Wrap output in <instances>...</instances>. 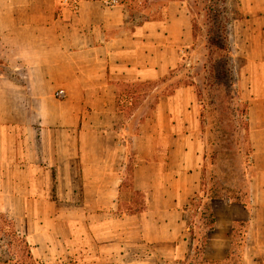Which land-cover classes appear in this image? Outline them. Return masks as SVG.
Segmentation results:
<instances>
[{"label":"crops","instance_id":"1","mask_svg":"<svg viewBox=\"0 0 264 264\" xmlns=\"http://www.w3.org/2000/svg\"><path fill=\"white\" fill-rule=\"evenodd\" d=\"M186 1L148 14L141 0H0V213L35 264H183L205 235L206 264L233 258L240 235L243 263L264 264V43L241 47L245 199L206 190L190 86L135 102L194 45Z\"/></svg>","mask_w":264,"mask_h":264},{"label":"rangeland","instance_id":"2","mask_svg":"<svg viewBox=\"0 0 264 264\" xmlns=\"http://www.w3.org/2000/svg\"><path fill=\"white\" fill-rule=\"evenodd\" d=\"M141 1L147 13L152 14L170 0ZM186 4L191 7L190 17L196 32L194 45L187 49L182 65L171 72L165 88L161 82L136 84L134 89L141 94L135 102L141 111H150L157 100L156 90L167 92L179 86H190L196 100L192 104L194 115L187 126L200 142L206 190L211 189V194L218 197L245 199L253 148L249 137L251 98L241 86L246 66L241 47L244 43H264V0H187ZM249 7H257L260 15L251 14ZM217 15L226 24V31L222 33L219 28V34L223 39L227 37L230 49V54L221 52V58L215 57L209 40L210 29L218 25ZM146 116L139 113L136 120ZM9 219L0 217V264H35L24 240L15 235V226H9ZM237 241L230 264H237L242 252L241 235Z\"/></svg>","mask_w":264,"mask_h":264},{"label":"trees","instance_id":"3","mask_svg":"<svg viewBox=\"0 0 264 264\" xmlns=\"http://www.w3.org/2000/svg\"><path fill=\"white\" fill-rule=\"evenodd\" d=\"M189 8H190V12H191V7H189ZM218 18H219V16L217 15V18L215 17V19H216V22L218 23V25L213 26L210 29V32H209L210 39L209 40L211 41L210 43L213 45V47H212L213 54L216 55L215 56L216 58H221L220 53L227 51L230 54V49H229L228 45L226 44L227 37L223 39L219 34V32H220L219 28L221 29L222 33L226 31V24L223 23V20L220 21ZM194 36L196 38V32L195 31H194ZM222 39L225 41L222 42ZM212 196L215 197L216 195L212 194ZM208 212H204L203 215H204V218L206 219L207 225L212 226L214 224L215 218L210 213V211H208ZM0 217L7 218L6 215L3 213H0ZM8 223H9V226L10 225L13 226V222L11 220H8ZM16 234L17 233H15V235ZM207 239H208L207 235L199 236L196 238L195 245H194V250H195L194 257H191L190 259L186 260L185 262H183V264H206L204 253L206 250ZM24 243H25V246L27 247L28 246L27 243L25 241H24ZM29 256H30V253H29ZM232 260H233L232 257H228L224 264H230V263H232ZM4 262H6V261H4ZM236 263L237 264H244L241 255H239Z\"/></svg>","mask_w":264,"mask_h":264},{"label":"built area","instance_id":"4","mask_svg":"<svg viewBox=\"0 0 264 264\" xmlns=\"http://www.w3.org/2000/svg\"><path fill=\"white\" fill-rule=\"evenodd\" d=\"M64 3L66 4H70L74 9L78 8V0H62ZM109 3H117L118 0H108ZM56 96L58 97H64V91L63 90H59L56 93Z\"/></svg>","mask_w":264,"mask_h":264}]
</instances>
